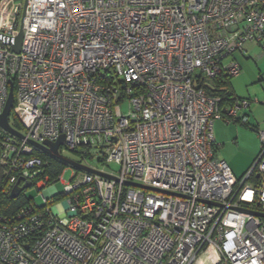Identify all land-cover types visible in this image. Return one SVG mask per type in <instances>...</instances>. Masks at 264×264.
Segmentation results:
<instances>
[{
	"label": "built area",
	"instance_id": "1",
	"mask_svg": "<svg viewBox=\"0 0 264 264\" xmlns=\"http://www.w3.org/2000/svg\"><path fill=\"white\" fill-rule=\"evenodd\" d=\"M247 41L264 52V0H26L23 15L0 0V114L11 83L23 135L0 127L2 177L63 185L0 216V264H264V132L236 177L213 123L249 125L251 100L221 109L205 90L238 75ZM61 136V155L112 178L51 177L30 141Z\"/></svg>",
	"mask_w": 264,
	"mask_h": 264
},
{
	"label": "crops",
	"instance_id": "2",
	"mask_svg": "<svg viewBox=\"0 0 264 264\" xmlns=\"http://www.w3.org/2000/svg\"><path fill=\"white\" fill-rule=\"evenodd\" d=\"M235 59L240 65V72L233 76L229 82V88L235 98H247L252 100L248 107L249 121L255 125L256 129L264 132V52L260 45L255 41H247L243 44L242 51L235 53ZM253 98L254 101H253ZM235 130L237 136L234 139L228 135L230 130ZM244 128H239L235 124L217 120L213 123V135L216 146H223L231 143L234 147H241L242 144H247L248 150L243 155H235L228 157L226 161L230 169L237 177L235 172L243 171L247 165L255 159L258 154L259 139L256 131H251L250 143L246 139L242 141L240 132ZM255 132V133H254ZM218 148V147H217ZM238 156H245L239 159Z\"/></svg>",
	"mask_w": 264,
	"mask_h": 264
},
{
	"label": "trees",
	"instance_id": "3",
	"mask_svg": "<svg viewBox=\"0 0 264 264\" xmlns=\"http://www.w3.org/2000/svg\"><path fill=\"white\" fill-rule=\"evenodd\" d=\"M231 78L232 77L226 75H221L213 81L212 85H207L205 87L206 93L208 95L221 97V101H220L221 109H223L225 106L231 105L236 99H238L235 98L230 91L229 82ZM9 117L10 120L14 123L13 124L14 127L19 129L20 128L19 122L12 116V113L9 115ZM228 123L241 124L246 127H249L250 129H253L254 131L257 130L255 125H252L251 123H249V125L242 124L238 120ZM36 154L49 161L48 172L50 173L51 177H57L66 167V164L63 163L62 161H59L58 159L52 158L40 152H37ZM61 199H62L61 196H56L53 199V202H56ZM31 200H32L31 198H27L24 195L23 191L15 197H12L10 195L9 184L8 182L4 181L2 177V167L0 166V216L11 218L20 208L29 204Z\"/></svg>",
	"mask_w": 264,
	"mask_h": 264
},
{
	"label": "water",
	"instance_id": "4",
	"mask_svg": "<svg viewBox=\"0 0 264 264\" xmlns=\"http://www.w3.org/2000/svg\"><path fill=\"white\" fill-rule=\"evenodd\" d=\"M25 4H26V0H23L22 15H23L24 10H25ZM21 41H22V28L20 26L18 33L13 38L12 50L14 52H19L20 47H21ZM9 85H10V87H9L8 99L6 101L3 112L0 114V127L2 129H4L6 132H8V133H10V134H12L18 138H23L22 133L20 131H18L16 128L12 127L8 121L10 109H11V106L13 103V86L11 83H9ZM63 141H64V137L61 136L55 142L44 141L43 144H39V143H36L34 141H30V143L32 145H34L35 147H37L38 149H40L41 151H43L48 156L55 158V159H58L59 161H62L63 163H65L67 165H70L72 167H75V168L83 170V171L96 173V174H99V175H102V176H105L108 178H112V177H110L104 173L98 172L94 169H91V168L85 166V165H82L81 163H79L75 160H72L70 158H67V157L61 155L58 151V148H59V145H61L63 143ZM19 182H20V179L17 180V182L13 185V187L10 191V195L12 197L19 195L22 191H24L26 188H28L30 186L29 182H25L22 185H19ZM128 184L132 185V186L148 189V190L160 191V192H164L167 194H175V193H170L168 191L160 190L157 188L149 187V186L134 183V182H129ZM176 195H178V194H176ZM203 202L211 204V202H208V201H203Z\"/></svg>",
	"mask_w": 264,
	"mask_h": 264
},
{
	"label": "rangeland",
	"instance_id": "5",
	"mask_svg": "<svg viewBox=\"0 0 264 264\" xmlns=\"http://www.w3.org/2000/svg\"><path fill=\"white\" fill-rule=\"evenodd\" d=\"M14 5H15L16 10H18V14L20 15L21 14V11H22L23 0H14ZM254 99L255 98H253V101H254ZM127 104H128L127 102L123 103V111L124 112H126L128 110ZM223 122H225V121H223ZM235 125L236 126H239V128H244L240 132V138L239 139L241 141L243 139H246L247 142L250 143V141H251V138H250L251 131L248 129V127H246L244 125H241V124H235ZM228 136L230 138L234 139V137L237 136V133H235V130L233 129V131L230 130V133H229ZM222 147L223 146H216L215 156L218 157V158H220V159H225L226 161L228 160V157L234 156L233 153L235 155H243L249 149L248 146H247V144H242L241 147H234L231 143H227V145L224 148H222ZM259 148H260V141H259V146H258V152H259ZM63 155L65 157H67V158L72 159V160H77L78 159L77 155L75 153H73V152H70V151L63 152ZM244 157L245 156H238L239 159L244 158ZM250 165L248 164L247 166L249 167ZM248 167H245V169L243 171L235 172L236 175H237V177H241L245 173V171L248 169ZM109 168L112 171H116L117 172L118 169H119V165L116 164V163H110L109 164ZM72 170H73L72 167L66 166V170L64 171L63 176H62V179L64 181H68L69 180V177L71 175ZM62 188H63V185L60 182H56L55 185H54V187H46V188L42 189L41 191L37 190V188L35 186H29L23 192H24V195L27 198H31L38 205H42L43 204V201H44V197L42 196V194H44L46 196H49L54 191H56V192L62 191Z\"/></svg>",
	"mask_w": 264,
	"mask_h": 264
}]
</instances>
